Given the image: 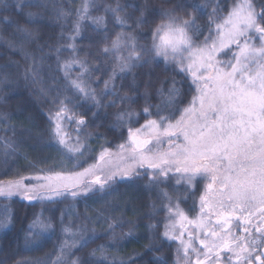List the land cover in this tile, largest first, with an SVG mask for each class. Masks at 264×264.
Wrapping results in <instances>:
<instances>
[{
  "label": "snow or ice",
  "instance_id": "1",
  "mask_svg": "<svg viewBox=\"0 0 264 264\" xmlns=\"http://www.w3.org/2000/svg\"><path fill=\"white\" fill-rule=\"evenodd\" d=\"M100 7L97 0H83L74 13L76 18L67 36L71 42L67 47L74 56L63 63L71 87L85 100L102 107L101 96L117 95L113 90L120 75L131 73L137 66L162 62L190 83L191 98L185 106H179L182 92L173 79L163 108L146 101L140 112L129 109L117 114V124L126 129L127 136L115 145V151L103 147L95 161L79 171L41 168L30 175L0 181V198L10 201L20 197L43 203L66 196L75 199L93 189L111 190L117 181L126 179L146 178L152 187L174 181L175 187H183L187 195L174 198L161 189L158 195L164 220L147 227L154 231L162 224L161 239L177 242L176 264H264V0L259 4L257 0H232L223 8L217 0L210 13L198 3L153 8L159 22L151 29L149 44H140L133 31H121L111 46L103 49L106 56L112 55L115 66L103 81V93L98 95L88 80L99 69L90 68L86 60L75 56L74 42L85 21L105 24V15H92ZM189 7L192 12L180 14ZM22 9L21 0L14 4L0 0V12ZM138 10L141 17L135 20L137 27L147 22V8ZM103 11L111 14L122 29L131 28L129 18L120 15L124 7L119 0L104 5ZM197 12L206 15L205 23L197 22ZM72 14L71 10H61L58 18ZM26 15L32 18L38 14ZM17 30L28 37L34 35L19 24ZM73 66L78 69L75 78L69 71ZM130 99L120 97L121 103ZM71 103L67 97L53 101L56 107L50 115L51 135L62 154L77 160L74 167H79V158L90 151L86 141L91 133L85 134L87 121L69 107ZM114 105L115 101H110L107 106ZM141 118L144 122L134 127ZM6 119L0 114V122ZM67 125H75V136ZM4 147L7 156L11 141H4ZM199 183L203 188L198 199L190 209H182V202L196 196ZM10 223L11 215L5 207L0 229ZM120 226L109 224L108 230L114 232ZM51 229V221L37 215L29 225L26 245L36 244ZM63 232L65 239L54 261L49 256L17 264H81L79 257H72L73 249L88 243L84 230L65 227ZM126 235L131 236V231ZM148 250L159 251L154 237H149ZM97 252L107 260L106 246L94 249L91 256ZM157 261L163 264L159 258ZM127 264H135L134 258Z\"/></svg>",
  "mask_w": 264,
  "mask_h": 264
},
{
  "label": "trees",
  "instance_id": "2",
  "mask_svg": "<svg viewBox=\"0 0 264 264\" xmlns=\"http://www.w3.org/2000/svg\"><path fill=\"white\" fill-rule=\"evenodd\" d=\"M16 3V0H10ZM22 11L0 12V114L7 119L0 122V149L5 152L4 141H11L10 153L5 156L0 152V160L5 162V169H0V181L16 179L20 175H30L38 169L52 168L57 171H79L95 161L99 148L88 156L86 163L79 167L65 166L64 155L52 138L50 115L55 111L54 100L69 98V104L78 115L87 121L85 134L91 133L88 142L93 140L108 142V147L115 151V145L127 136L126 129L117 124L116 116L121 110L140 112L145 103L152 106L163 104L168 98V89L175 79L181 89L183 107L191 98L190 83L182 75H177L171 68L161 63L150 62L143 67L131 71L126 76L116 79L114 89V107H96L90 100H85L75 90H71L69 79L65 78L63 63L73 58L74 53L67 47L71 43L67 36L71 32L75 11L83 0H21ZM217 0H119L124 12L120 15L128 17L131 28L118 25L111 14H105L104 5H114L116 0H97L101 7L93 10L92 15H105L106 24L95 25L90 20L81 27V36L75 40L78 59L86 60L92 69L90 79L95 76L100 83L90 86L101 94L103 81L108 79L112 70V61L102 54L107 41L115 38L121 31H133L137 39L145 44L151 41V29L159 22V16L153 14V8L171 7L176 3L204 5V12L210 13ZM223 8L232 0H218ZM261 0H257L259 4ZM44 5L40 7L39 5ZM147 8L144 19L146 23L137 27L135 20L141 17L138 9ZM61 10L73 13L65 18H58ZM28 12L37 13L36 17H27ZM192 12L186 8L180 14ZM197 22L205 23L206 15L197 12ZM7 17V19H4ZM27 27L34 35L28 37L17 30V25ZM60 51L57 53L56 49ZM71 78L76 76L78 69L72 67ZM92 76V77H91ZM89 79V80H90ZM181 85H178L181 83ZM69 87V91L67 88ZM131 99L121 103L120 97ZM104 98V99H102ZM102 105L110 100L101 96ZM155 112V107L152 108ZM178 115V114H177ZM144 119L141 118L138 127ZM114 126V127H113ZM75 125L67 128L75 136ZM84 138L83 135L81 137ZM86 141V142H87ZM170 181L158 187L148 185L146 178L117 181L111 190L93 189L83 192L75 199L70 196L57 198L53 201H27L12 198H0V212L5 207L11 215V223L0 229V264H17L18 261H32L37 258L51 257L55 260L65 235L63 229L73 231L83 229L88 243L85 247L73 249V257H79L81 264H127L130 259L135 264H176L177 244L161 239L163 231L160 224L150 231L148 225L163 221L165 213L161 211L162 200L158 193L161 189L169 194L179 193L182 199L186 192L175 190ZM192 203V198L189 199ZM155 206V207H154ZM52 223V229L41 235L36 244L26 245L25 237L29 225L37 215H41ZM193 214V213H191ZM109 224H118L114 232L108 230ZM131 231L132 235H126ZM149 237L159 251H149ZM106 246L107 260L101 259V253L91 256L94 249Z\"/></svg>",
  "mask_w": 264,
  "mask_h": 264
},
{
  "label": "rangeland",
  "instance_id": "3",
  "mask_svg": "<svg viewBox=\"0 0 264 264\" xmlns=\"http://www.w3.org/2000/svg\"><path fill=\"white\" fill-rule=\"evenodd\" d=\"M106 24V23H105ZM103 26V25H102ZM81 36V34L78 36V37H80ZM77 37V38H78ZM114 39V38H113ZM112 39V40H113ZM111 40V41H112ZM138 40V39H137ZM111 41H107V46L106 47H110L111 46ZM138 42L140 43V44H142V45H146L145 43H142V42H140L139 40H138ZM151 42V41H150ZM149 42V43H150ZM148 43V44H149ZM104 49V48H103ZM102 54L104 55V56H106L105 54H104V52L102 51ZM106 57H108L111 61H112V68L115 66V63H114V59H113V57H112V55L111 54H108ZM161 64H163L162 62H161ZM164 65V64H163ZM144 65H142V66H137V67H135V68H133L132 70H134V69H137V68H141V67H143ZM165 67H168V68H171L170 66H166V65H164ZM90 67V66H89ZM91 68V67H90ZM69 70H71V68L69 69ZM64 73H65V69H64ZM129 73H125V74H122V75H120V76H126V75H128ZM78 75V73L76 74V76ZM76 76H74V77H72V78H75ZM92 77V76H91ZM96 81H99V83H100V80L99 79H96V77L95 76H93L90 80H88V83H89V85H90V83H92V84H99V83H96ZM181 83H179L178 85H181L182 84V81H180ZM178 83V82H177ZM115 88H117V83H116V80H115ZM71 88V90H74L72 87H70ZM67 90L69 91V87L67 88ZM119 90V89H118ZM117 90V91H118ZM103 91H104V88H103ZM103 91H102V93H103ZM114 91V90H113ZM117 91H115V92H117ZM103 96H106V97H109L110 98V100L109 101H107V102H104V106L106 107V108H110V107H114V106H107L108 104H109V102L110 101H114V95H112V94H108V95H103ZM102 99H104V98H102ZM102 99H101V103H102ZM181 100H182V98H181ZM91 101V100H90ZM167 101V100H166ZM180 101V100H179ZM179 101H178V103H179ZM92 102V101H91ZM166 104V102L163 104V106ZM178 114V113H177ZM114 127V126H113ZM87 144H88V146H89V149H90V151L89 152H86L85 153V156L84 157H81V158H79V164L80 165H82V164H84V161H86V159L88 158V156H92V152L93 151H95V149L98 147H100L99 148V152L101 151V149L103 148V147H108V142H106V141H97V142H95L94 144V147L92 146V144H93V140L91 141V142H86ZM108 148H110V147H108ZM113 150V149H112ZM0 152L2 153V154H4L5 152H4V150L3 149H0ZM63 155V154H62ZM64 161H65V166L67 167V166H72V165H76L77 163H78V161L77 160H69L65 155H64ZM0 169L1 170H3V169H5V162H3V161H1L0 160ZM173 185V188L177 191V190H179V189H182V190H184V188L183 187H175V182L174 181H172L171 182ZM203 188V184L202 183H199V184H197V186H196V196H194V197H191L192 198V203H190L189 204V202H190V198L186 201V202H182L181 204H180V207L182 208V209H185V210H188V209H190L191 208V206L193 205V202L195 201V200H197L198 199V196H199V194H200V190ZM183 193H185V190L183 191ZM171 195V194H170ZM186 195H187V193H186ZM172 196L174 197V198H176V197H181V196H179V193H177V192H174V194H172ZM14 198H16V199H21L20 197H14ZM1 211V210H0ZM190 215H192L191 214V212L189 213ZM0 215H1V212H0ZM173 243H176L177 244V242H173Z\"/></svg>",
  "mask_w": 264,
  "mask_h": 264
}]
</instances>
